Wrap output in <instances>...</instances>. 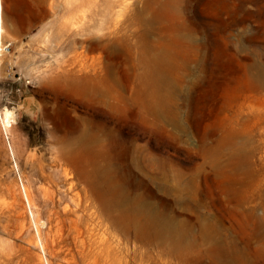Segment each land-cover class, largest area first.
<instances>
[{
    "label": "rangeland",
    "instance_id": "374dc122",
    "mask_svg": "<svg viewBox=\"0 0 264 264\" xmlns=\"http://www.w3.org/2000/svg\"><path fill=\"white\" fill-rule=\"evenodd\" d=\"M4 1L0 264H264V92L248 76L264 0ZM82 129L98 143L76 142ZM113 164L129 205L164 212L189 252L112 208Z\"/></svg>",
    "mask_w": 264,
    "mask_h": 264
},
{
    "label": "bare ground",
    "instance_id": "6f19581e",
    "mask_svg": "<svg viewBox=\"0 0 264 264\" xmlns=\"http://www.w3.org/2000/svg\"><path fill=\"white\" fill-rule=\"evenodd\" d=\"M189 1V0H188ZM3 2H5L4 0H0V57L2 56V53L4 50H6V48L8 49V46L5 47L4 45V38H3V32H4V14H5V9H4V5H3ZM90 2L94 3L92 0H90ZM114 3H119L121 2L120 0H114L113 1ZM91 3V5H93ZM188 3V2H187ZM203 3V2H202ZM206 3V2H205ZM121 4V3H120ZM173 7L175 8V12L177 13H180L182 14L183 10L186 9V11L191 7L190 5L193 4L190 2V4L188 6H185V7H181L180 4H177L176 2H173ZM200 5V4H199ZM205 5V4H204ZM89 6V5H88ZM166 6V10L170 9V5H165ZM152 9V16L150 17V14H149V17L147 16L146 18L143 19V21L145 23H150V24H154L156 22L159 21V10H160V4L158 3V5H156V2L154 3V5L151 7ZM83 10V9H82ZM144 10V9H143ZM201 10V9H199ZM146 11V10H145ZM84 12V11H83ZM195 12H193L194 14ZM202 13V12H201ZM144 14V12H143ZM188 14V12H187ZM190 14V13H189ZM204 14V13H203ZM83 16H85L83 14ZM141 16V19L143 18L142 15ZM189 16V15H188ZM199 16V15H198ZM206 16V15H205ZM195 17V16H194ZM106 19V18H105ZM204 19V18H202ZM207 19V18H206ZM96 20V19H95ZM183 20V19H182ZM181 20V21H182ZM186 20V18H185ZM193 20V19H192ZM187 21H188V18H187ZM190 21V20H189ZM202 21V20H201ZM107 22V20H106ZM161 22V21H160ZM177 22V20H176ZM195 22V21H194ZM181 23V22H179ZM187 23V22H185ZM191 23V21H190ZM193 23V22H192ZM199 23V22H198ZM188 24V23H187ZM178 25V24H177ZM189 25V24H188ZM191 25V24H190ZM158 26V25H157ZM80 27V26H78ZM154 27V26H153ZM169 27V26H168ZM171 27L170 26V31H173L171 30ZM174 27V25H173ZM186 27V26H185ZM192 27V26H191ZM155 28V27H154ZM164 28V27H163ZM162 28V29H163ZM152 29V28H151ZM157 29H160V27H158ZM161 29V30H162ZM187 29V28H186ZM153 30V29H152ZM163 30H166L165 28ZM184 30V29H183ZM104 31V30H103ZM103 31H102V34H103ZM159 31V30H158ZM169 31V30H168ZM168 31H167V35L168 34ZM181 31V30H179ZM202 31V30H201ZM161 33V31H160ZM174 33V31H173ZM203 33V31H202ZM165 34V33H164ZM99 35V34H98ZM112 35V34H111ZM159 35V33L157 34ZM161 35V34H160ZM209 35V34H208ZM84 36V35H83ZM86 36V35H85ZM95 36V35H94ZM113 36V35H112ZM172 36V35H170ZM98 37V36H97ZM160 37V36H159ZM158 37V38H159ZM163 37V36H162ZM161 37V38H162ZM167 37V36H166ZM169 37V36H168ZM100 38V37H99ZM98 38V39H99ZM164 38V37H163ZM174 38V37H173ZM186 38V37H185ZM189 38V41H198L199 39L196 37V34L194 32V30H190V32L187 34V39ZM85 39V38H84ZM83 39V40H84ZM89 39V38H88ZM115 39V38H114ZM186 39V40H187ZM76 40V39H75ZM162 40V39H161ZM85 41V40H84ZM88 41V40H87ZM86 41V42H87ZM90 41V40H89ZM88 41V42H89ZM99 41V40H98ZM157 42V41H155ZM160 42V41H159ZM190 43V42H189ZM89 44V43H88ZM95 44L94 40L93 42H91V45L93 46ZM103 44V43H102ZM162 44V43H160ZM159 44V45H160ZM156 45V44H155ZM202 46V44H200ZM198 45V46H200ZM83 46V45H82ZM88 46V45H87ZM95 46V45H94ZM103 46H107V43L103 44ZM162 46V45H160ZM104 48V47H103ZM200 48V47H199ZM113 49V48H112ZM110 50V49H109ZM159 50V48L157 49ZM111 51V50H110ZM103 54V53H102ZM164 53L162 52H159L154 58L155 60H152L151 61V64H153L155 67L156 65H161V64H165L166 63V56L163 55ZM172 54V53H171ZM263 55V54H262ZM118 56V55H117ZM202 56V55H201ZM116 58V57H115ZM99 59V57H98ZM101 59V58H100ZM122 59V57H121ZM200 59H198L199 61ZM262 60V59H261ZM107 61V60H106ZM264 61V60H263ZM94 62V61H93ZM115 63V61H113ZM117 62V61H116ZM108 63H111V62H108ZM258 63V62H257ZM104 64V62H103ZM256 64V63H255ZM76 65V64H75ZM92 65V64H91ZM111 65V64H110ZM93 66V65H92ZM107 66V65H105ZM253 67V69L255 70L256 73H253L251 71V74H248L249 78L252 80L253 82V86L251 87V92H258V93H263L264 92V65L263 63L262 64H259V65H256V66H251V68ZM204 70H206L205 67H203ZM1 74H2V64H1V60H0V77H1ZM159 75V74H157ZM251 86V85H250ZM249 89V88H248ZM109 91V90H108ZM101 93H104L106 94V91L105 89H101ZM16 118H17V113L15 111H12L10 109H7L5 110V116L3 117V121H4V125L6 127V129L8 127H12L13 126V123L16 121ZM99 136H97L96 138L94 136H92L89 132V129H82L80 132H79V135L77 137V140L76 142H79V143H82L83 144H90L91 142H94V143H98V140H99ZM238 144V142H234V145ZM11 146V150H12V153L15 155V151H14V148H13V145L12 143L10 144ZM107 151H111L112 155H110V158L112 160H117L118 162L122 161L125 159V151H123L122 149H117L116 152L113 151V148H109V150ZM108 153V152H107ZM219 158V156L216 154L215 158ZM108 158V157H107ZM136 161L137 163L139 162V160L136 158ZM117 163V162H116ZM154 166H156V162L154 161ZM135 166H137L135 164ZM112 167L114 168H111L109 170V168H106L105 169V174L107 176V182L108 184H111L110 187H112L113 191L115 192V194L119 197V199L115 202V204L112 205V208H117L118 210H121L123 211L125 214L127 215H134L135 219L139 221V219L143 218V215L144 213L146 212L145 210V207L142 206L140 203L138 202H134V204H132V206L129 205L130 203V199H129V192L126 190V188L124 187V184L122 183V181L120 179H113L112 177L113 176H110V172L114 175V173L118 172L120 170V165L119 164H113ZM130 170V169H129ZM157 170H159L158 166H157ZM116 171V172H115ZM132 173V171L130 172ZM162 173L164 174V178L165 179H168L169 175L164 171H162ZM170 186V185H169ZM170 189H174V186H170ZM179 189V190H178ZM178 191L181 192V194H184L185 192L187 193L190 188L188 186L187 183H184L183 181L179 182L178 184V188H177ZM98 192H101V197H103L105 194L103 193L102 190L98 189L97 190ZM78 221V220H76ZM143 222L145 224L148 225V228H150L151 230L154 231V234L156 236H158V238H161L163 240V242H165L166 240L168 239H172L174 240L173 242L175 244H182V247L183 246H186V250L189 252L191 247H190V243H187L188 241H184L185 239H187L188 235H187V232H184V231H179V228H177V226H175L174 222L172 221V219H169L166 214L164 212H156L154 213V215H146L144 218H143ZM76 223V222H75ZM78 224V223H77ZM76 226V225H75ZM79 228V226H78ZM184 242L186 244H184Z\"/></svg>",
    "mask_w": 264,
    "mask_h": 264
},
{
    "label": "crops",
    "instance_id": "0c3cea01",
    "mask_svg": "<svg viewBox=\"0 0 264 264\" xmlns=\"http://www.w3.org/2000/svg\"><path fill=\"white\" fill-rule=\"evenodd\" d=\"M14 2H36V0H15Z\"/></svg>",
    "mask_w": 264,
    "mask_h": 264
}]
</instances>
